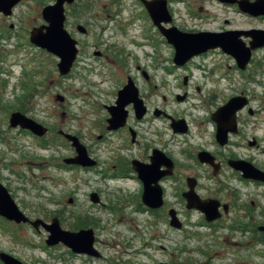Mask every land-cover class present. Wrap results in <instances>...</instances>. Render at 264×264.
Segmentation results:
<instances>
[{
	"label": "rangeland",
	"instance_id": "1",
	"mask_svg": "<svg viewBox=\"0 0 264 264\" xmlns=\"http://www.w3.org/2000/svg\"><path fill=\"white\" fill-rule=\"evenodd\" d=\"M167 1L173 17L167 27L188 32L264 29V17H249L238 6L215 0ZM55 2L23 0L11 17L0 16V183L33 219L50 223L57 217L64 230L92 229L101 257L73 253L62 243L50 247L44 228L17 225L1 216L0 253L25 264H264V238L230 230L228 219L208 226L201 211H184L185 227L177 230L168 218L147 212L141 183L130 176L134 174L120 170L130 155L129 137L125 132L106 131L109 113L105 108L116 103L129 76L151 109L185 115L194 123L207 120L221 103L244 93L256 114H239L241 134L234 138L241 145L237 153L264 166V48L253 52L249 72L240 70L235 58L219 48L201 55L188 69L175 68L174 46L141 1L79 0L66 5L65 27L78 40L80 51L71 73L61 76L59 58L30 41L32 29L46 24L43 9ZM78 25L87 33L79 32ZM211 64L217 76L224 78L221 83L209 72ZM195 65H203L206 73ZM186 74L191 75L189 87L183 86ZM185 90L189 98L179 102L177 96ZM58 95L65 101H57ZM15 111L48 127L49 133L39 138L29 130L11 128L9 119ZM149 116L142 123L132 117L131 123L141 130L157 129L171 141L169 121ZM60 131L76 135L90 155H98L101 165H66L64 159L76 156V150ZM196 132L193 126L190 138L203 139ZM100 134H105L102 141ZM206 138L213 139L212 135ZM254 140L257 145L251 147ZM253 185L245 182L238 190L261 194ZM168 191L174 193L173 188ZM94 192L101 198L99 204L91 202ZM82 218L90 226L76 228ZM0 264L4 263L0 260Z\"/></svg>",
	"mask_w": 264,
	"mask_h": 264
},
{
	"label": "water",
	"instance_id": "2",
	"mask_svg": "<svg viewBox=\"0 0 264 264\" xmlns=\"http://www.w3.org/2000/svg\"><path fill=\"white\" fill-rule=\"evenodd\" d=\"M77 1L56 0L55 4L46 6L42 12L46 24L35 27L31 31V43L59 58L60 61L57 67L61 76H67L71 73L80 51L78 40L73 38L65 27L67 20L66 5H73ZM141 1L146 6L154 24L158 26L168 42L174 46V59L178 64H184L194 56L220 48L235 58L241 70H245L252 60L253 52L257 49L264 48V29L229 30L220 33L207 31L187 33L180 31L177 27L167 29L164 25L172 22L167 0ZM219 1L238 5L242 13L250 14L253 17L264 16V0ZM20 2L21 0H0V13H4L6 16L11 15L13 9ZM77 28L79 32L83 34L87 33V29L83 25H78ZM244 38L250 39L249 44L245 42ZM97 55L99 54L97 53ZM56 100L64 102L65 98L62 95H58ZM130 104H134L138 119L145 116L147 108L144 105V101L140 98L139 90L131 78L128 80L127 85L118 92L116 105L108 107L111 115V118L108 120V128L110 130H117L126 125L129 115L126 107ZM247 105L248 100L246 98L241 96L233 97L224 106L219 108L218 112L213 116L214 120H218V138L221 144L227 142V135L230 131L236 132V129L233 127L237 125V113ZM183 123L184 121L176 122L173 120L172 126L175 131H180L179 129ZM10 127H21L24 130H29L38 137H44L48 134V128L46 126L20 111L12 113ZM60 135H63L70 141L76 150V156L64 159L65 164L81 166L83 168H91L97 164L76 135L65 133L64 131H60ZM157 154L153 158L151 165L138 164L136 166L144 182L146 181L142 200L146 205L154 208H159L163 204L162 190L158 186L152 187L150 180H145L146 178L144 177L151 178L157 173L159 169L156 163ZM203 155L206 156L205 153ZM234 165L244 171L245 177L264 180V173L256 169L251 163L238 162ZM157 177H155V180ZM90 199L95 204H99L101 201L100 196L96 192L90 194ZM189 201V207H196L202 210L208 221H214L220 217L216 210L217 204L213 202H200L198 199H190ZM0 216L17 224L30 223L36 230H40L41 227L44 228L49 233L46 243L50 247L62 243L76 254H88L95 257H99L100 255L94 247L95 235L92 229H81L75 232L64 230L58 218H54L51 223H47L41 219L31 221L20 210L11 193L2 183H0ZM173 216L171 226L181 228L182 224L175 215ZM0 260L4 264H25L4 252L0 253Z\"/></svg>",
	"mask_w": 264,
	"mask_h": 264
},
{
	"label": "flooded vegetation",
	"instance_id": "3",
	"mask_svg": "<svg viewBox=\"0 0 264 264\" xmlns=\"http://www.w3.org/2000/svg\"><path fill=\"white\" fill-rule=\"evenodd\" d=\"M22 1L23 0H21V2ZM215 1L219 3L220 5H225V6L232 5V4L222 3L219 0H215ZM68 6H72V5H68ZM234 6H238V5H234ZM12 14L9 16L11 17ZM3 15L6 16L4 13H0V16H3ZM245 15L249 17H253L250 14H245ZM260 17H264V16H259L256 18H260ZM172 20H173V17H172ZM170 24H172V22L165 24L164 25L165 28L169 29L171 27H176V26L167 27V25H170ZM11 28L13 29L14 25H11ZM182 32L196 33V32H188V31H182ZM215 32L217 33L226 32V30L221 29ZM215 50H218V49L209 50L205 53L200 54V56L199 55L194 56L184 64L176 63L174 59L175 56H173L172 57L173 67L188 69V67L193 62H195V60L202 57L201 55L206 54L210 51H215ZM97 53L99 54L98 56L101 57L102 53L101 52H97ZM195 68L198 70L204 71L206 73V69L204 68L203 65H200V66L195 65ZM248 70H249V66L247 67V69L242 70V71L246 72ZM209 72H211L212 76L215 77V80L219 81L220 83L222 82V80H224L222 76L220 77L217 76L216 68L214 64H211ZM144 76L146 79L150 78L149 74L146 72ZM130 78L134 81V79L131 76H129L127 79V83ZM183 78H184L183 86L189 87L190 81H191V75L186 74ZM127 83L125 85H127ZM134 83L136 85L135 81ZM125 85L123 86V88L125 87ZM138 90L140 93V98L144 101V105L147 108V112L145 116H143L141 119H138V117L136 116L134 104H130L126 107V109L129 112L126 125L117 130H110L108 128L109 127L108 120L111 118V115L108 111L109 117L106 119V123H107L106 131L109 134L110 133L113 134L115 132L116 133L125 132L127 136L129 137V146L127 147V149L129 150L130 155L128 159L126 160L125 168L121 165L120 170L123 173L134 174L130 176L133 179L136 178L139 181V183H141L142 188H143L141 198L143 197L144 186H145L146 181L144 182L143 178L141 177L142 175H140V172L137 171L136 166L138 164L151 165L153 163V158L156 156V153H158L156 163L158 164L159 169L157 173L151 178H148L147 176H145L144 178H146L145 180H150L152 187L158 186L161 188L163 204L159 208H154V207L146 205L144 201L142 200L147 212H150L154 214L155 216L160 217V219H164V217L168 218L170 226H171V220L174 217L173 215H175V217L182 224V227L181 228L173 227V228L177 230H181L185 227L184 223L182 222V215L184 211L187 212V214L189 212L201 211V213L204 215L205 221L208 222L207 224L208 226L209 224L215 223L216 221L228 219L232 221V223L228 227L230 230L235 231V232L251 233L253 234V236L264 238V230H263L264 228V180H256L254 178H247L245 177L244 171L240 168H237L234 165L235 163H238V162H248V163H251L256 169L264 173V166H258L253 162V160L247 159L245 157H241L237 153V149L240 148L241 145L239 143L234 142V138L241 134V122H240L239 114H241L242 112L248 113L250 116H254L256 114V111L250 107L251 100L248 97V95H244V93H242L241 95H238V96L246 98L248 100V105L237 113V125L236 127H233L234 129H236V132L230 131L227 135V142L225 144H221V141L218 138V129H219V124L217 122L218 120H214L213 116L218 112L219 108L224 106L231 98L226 103L224 102L221 103L222 106L219 105L221 107L217 108L218 107L217 106L215 111L211 113L210 117L207 120L195 121L194 123L190 121L189 119H187L185 115L177 116L178 114L175 115V112L173 113L168 112L167 110H162L157 107L151 109L148 106L147 98H145V96L143 95V93L141 92L139 88ZM196 90L200 92L202 89L198 85L196 86ZM238 96H234V97H238ZM188 98H189V93L187 90L184 91L183 95L177 96V100L179 102H184L188 100ZM117 99H118V94H117ZM114 105H116V103ZM114 105L112 104L110 106H105V108L108 110V107H112ZM151 113L157 119L165 118L167 121H169V128L171 129L172 136H173V139L171 141H167L166 139H164L163 134H161L157 129H154L152 132H150L148 129L142 128L141 130L139 126L132 125L131 123L132 117H135L133 118V120H137V123H142L143 121H147L149 119L150 117L149 115H151ZM173 120H175L176 122L184 121L181 128L179 129L180 131L174 130L172 126ZM9 124H10V119H9ZM193 126H195L197 130L195 135L203 137V139H196L195 137L193 139L190 138V135L194 134ZM16 128H19V127H16ZM49 131L50 130L48 128V133ZM148 135L152 137L149 138ZM210 135H212L213 139L208 140L206 137L207 136L209 137ZM0 136H1V132H0ZM187 136H189L188 137L189 139L186 138ZM104 137H105V134H100L98 136V140L102 141ZM249 145L251 147L256 146L257 141L254 140L250 142ZM133 146L135 147V152H132ZM204 153L206 154V156L205 155L202 156V154ZM90 156L97 162V164L91 168L99 167L102 161L98 157V155L91 154ZM70 166H76V165H70ZM156 176L158 177L155 180ZM245 182L254 184L253 186L256 188V190H260L261 194H258L256 192H252L251 194H242L238 190V185H242V183H245ZM171 188L174 189V193L170 195V192L168 191V189H171ZM252 195H255L256 198H252L251 197ZM171 198H173L174 200L172 201ZM190 199L192 200L198 199L200 202H208V203L213 202L217 204L216 210H217V213H219L220 217L214 221H208L205 213H203L202 210L196 207H193V208L189 207ZM180 206H184V208H181ZM25 215L28 218H30L31 221L41 219V218L33 219L27 214ZM24 225H30V224H24ZM100 257L101 255H99V258ZM162 264H165V263H162ZM170 264H175V263H170Z\"/></svg>",
	"mask_w": 264,
	"mask_h": 264
},
{
	"label": "trees",
	"instance_id": "4",
	"mask_svg": "<svg viewBox=\"0 0 264 264\" xmlns=\"http://www.w3.org/2000/svg\"><path fill=\"white\" fill-rule=\"evenodd\" d=\"M84 226H90V223H89L87 218H82V220L80 221L79 226L76 227V228H82Z\"/></svg>",
	"mask_w": 264,
	"mask_h": 264
}]
</instances>
